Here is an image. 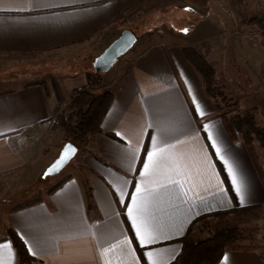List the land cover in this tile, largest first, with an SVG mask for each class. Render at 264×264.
I'll return each mask as SVG.
<instances>
[{
  "label": "crops",
  "instance_id": "crops-1",
  "mask_svg": "<svg viewBox=\"0 0 264 264\" xmlns=\"http://www.w3.org/2000/svg\"><path fill=\"white\" fill-rule=\"evenodd\" d=\"M147 1L0 0V264H19L8 227L30 245L36 239L54 241L38 252L35 264H134L133 256L145 264L125 204L119 203L121 196L130 202L135 180L146 181L148 189L176 180L187 192L177 198L169 185L145 197L147 214L163 232L150 250L166 264L178 255L177 239L198 216L264 207V183L247 147L229 137L220 117L225 109L215 106L235 98L242 110L254 107L264 127V11L250 12L246 0H172L176 37L162 28L155 35L147 32V46L119 58L118 74L104 80L113 97L102 132L89 135L72 170L36 187L65 143L58 111L90 83L95 57L124 29L115 18ZM261 14L263 19L250 22ZM185 46L196 48L216 70L218 98L206 93L201 73L182 52ZM193 97L204 111L197 125L209 124L225 158L246 179L243 203L200 128L168 140L159 170L140 177L155 127L180 128L185 114L193 115ZM125 236L130 246L123 243ZM102 247L110 251L101 255ZM217 264H264V258L254 248L231 249Z\"/></svg>",
  "mask_w": 264,
  "mask_h": 264
},
{
  "label": "trees",
  "instance_id": "trees-1",
  "mask_svg": "<svg viewBox=\"0 0 264 264\" xmlns=\"http://www.w3.org/2000/svg\"><path fill=\"white\" fill-rule=\"evenodd\" d=\"M137 5L139 3L133 7ZM262 15L250 18V22L260 21L263 19ZM123 18L124 14L120 13L115 20L121 21ZM182 52L201 73L204 89L208 96L210 98L217 97L220 88L216 85V70L214 67L192 46L183 47ZM102 85V73L95 71L90 83L85 88L77 91L70 101L58 111L56 121L63 130L65 142L71 141L76 145L87 136L102 132L101 122L113 97L112 92L99 90ZM215 106L216 108L220 107L217 103H215ZM220 117L229 137L232 140L242 139L264 183V168L261 165L260 154L255 143L258 140L260 146L264 149V134L257 122L256 109L248 107L233 115L222 113ZM107 134L116 138L110 132ZM246 208L247 206L234 207L198 216L190 223L186 233L177 239L181 243V250L168 264H217L227 251L242 248L236 242L243 238V229L237 225L219 227L209 236L197 239L192 238V231L195 226L209 216L223 215L229 211ZM7 235L15 249L19 264H35V258L27 252V248L17 232L8 227ZM261 255L264 258L262 253Z\"/></svg>",
  "mask_w": 264,
  "mask_h": 264
},
{
  "label": "snow or ice",
  "instance_id": "snow-or-ice-1",
  "mask_svg": "<svg viewBox=\"0 0 264 264\" xmlns=\"http://www.w3.org/2000/svg\"><path fill=\"white\" fill-rule=\"evenodd\" d=\"M182 31L187 32V29H182ZM192 112V116H187V114H185V118L182 120L180 128L155 127V134L150 136L152 148L151 150H146L147 154L143 161V167L139 170L140 177L144 178L151 176L159 170L160 160L165 158L166 150L170 147L167 143L168 140L176 139L178 135L182 136L200 128L207 133L206 139L210 142V146L215 149V155L225 164L228 175L231 178L232 190L241 203H243L245 194L248 191L246 179L240 177L236 169L225 158L221 148L217 146V137L213 134V132L209 131V124L197 125L196 117H203L204 111L195 97H193L192 100ZM150 127L152 126L150 125ZM115 135L117 137H121V133L119 132H116ZM72 150L73 149L70 145L65 146L64 151L61 153L59 158L52 165H50L45 174L47 175L48 173L54 172L57 167L64 162L67 153ZM135 151L136 150H133V158H135ZM128 170L135 171V169H132L131 167H129ZM125 183H128V181L126 180ZM134 183V191L129 194L130 202L126 201L123 196H121L119 203L125 204L126 216L131 223L132 229L134 230L133 238L136 240L137 246L141 249L142 255L145 258V264H166V261H159L156 254L150 250L151 246L162 238L163 232L161 230V226L155 222V217H150L147 214V201L145 197L151 192L162 190L169 185L176 190L177 198L186 197L187 192L183 191V185L179 181L171 179L168 180L167 185L152 184L151 189L144 186L146 181L142 183V180H135ZM116 191L120 194L119 189H116ZM221 193H223V189L221 190ZM116 215L119 214L117 213ZM79 223H84V218L81 217L79 219ZM21 238L23 239V237ZM24 243L27 248V252L33 257H38V252L43 250L45 247L51 248L54 246V241L52 240L45 241L36 239L34 240L33 245H30L27 240H25ZM123 243L130 246L132 240L125 236ZM7 246V244L3 245V247ZM34 247L37 249L36 251L33 250ZM106 251H110V249L102 247L101 255H103ZM128 251L133 253L134 249L129 247ZM133 260L134 264H140L139 257L133 256ZM105 264H108V262L106 261Z\"/></svg>",
  "mask_w": 264,
  "mask_h": 264
},
{
  "label": "rangeland",
  "instance_id": "rangeland-1",
  "mask_svg": "<svg viewBox=\"0 0 264 264\" xmlns=\"http://www.w3.org/2000/svg\"><path fill=\"white\" fill-rule=\"evenodd\" d=\"M171 1L172 0H151V1L149 0L135 7L129 8L124 12V18L120 21V25L123 28L131 29L136 34L137 41L132 46V48L128 50L121 57L128 56V54H131L135 50L138 51L139 49H142L145 46H147L149 43V39H151V37H149L150 34L155 35L157 33H161V28L165 30L167 34L174 32V34L171 35L174 38L176 37V32H177L176 2L172 4L173 7H170L169 5ZM246 1L250 12L261 13L262 10L264 11V0H246ZM147 32H150V34ZM165 36L166 34L164 35V37ZM161 37L162 36H160L159 39ZM118 60L108 71L102 72L103 85L101 88H99L100 91H108L104 88V80L108 78H112L118 74L120 67ZM78 65H74V66L77 67ZM85 65L86 64H84V66ZM74 66L65 65L64 68L65 67L70 68ZM90 68L92 69L91 66ZM58 72L61 73L62 70H59ZM2 74L3 73H1V75ZM227 87L231 89L234 88L228 85ZM247 95L248 94H246V96ZM221 100H223L222 101L223 103L219 101L220 103L218 104L223 105L225 109L223 113L228 115H233L240 113L242 111L241 108L242 104H239L238 102V105H236L237 103L236 101H234L236 100L235 98L232 99L224 98ZM244 100L246 101V99ZM242 103L244 105L243 100ZM258 120H260L259 117L257 119V122L261 128V131L264 134V127L261 126V124L263 123L259 122ZM89 138L90 136H87L84 140H82V142L80 141L77 143L79 146V151L77 152L75 157L70 161V163L60 171V173L56 175L47 176L45 178L39 176L40 178L39 180H37L36 187L40 186L39 184H41L42 186H47L53 183L55 180H58L57 178H59V176L61 175L63 176V174H65L69 170H72L75 167L76 162H78L80 159L79 156L81 154V151L85 149L83 148L84 147L83 144L86 143ZM255 143L258 152L259 153L262 151L264 152V149L260 146L259 141L256 140ZM261 163H262V167L264 168L263 156H261ZM84 170L85 172L89 171V169L87 170L85 169V167ZM34 188L32 187L33 193L35 192ZM225 225H237L241 227L243 229V238L239 239L236 243L242 248L257 249L259 252H261L264 255V207L239 209V210L229 211L223 215L221 214V215L209 216L204 221L200 222L197 226H195L194 230L192 231V238L197 239V238L207 237L210 234H212L217 228Z\"/></svg>",
  "mask_w": 264,
  "mask_h": 264
},
{
  "label": "water",
  "instance_id": "water-1",
  "mask_svg": "<svg viewBox=\"0 0 264 264\" xmlns=\"http://www.w3.org/2000/svg\"><path fill=\"white\" fill-rule=\"evenodd\" d=\"M136 41V34L131 29L124 28L121 31L120 35L116 37L98 56L95 57L93 62L95 71L101 73L108 71L116 63L119 57L124 55L128 50L132 48ZM67 145H70L73 150L67 153L64 162L59 165L54 172L48 173L46 175L45 173L49 169L50 165H52L59 158L61 153L64 151L65 146ZM77 151L78 148L73 142H65L58 156L45 168L42 177L45 178L47 176L56 175L60 173V171L64 167H66L70 163V161L75 157Z\"/></svg>",
  "mask_w": 264,
  "mask_h": 264
},
{
  "label": "built area",
  "instance_id": "built-area-1",
  "mask_svg": "<svg viewBox=\"0 0 264 264\" xmlns=\"http://www.w3.org/2000/svg\"><path fill=\"white\" fill-rule=\"evenodd\" d=\"M237 33H239L238 31H237ZM81 90V89H80Z\"/></svg>",
  "mask_w": 264,
  "mask_h": 264
}]
</instances>
